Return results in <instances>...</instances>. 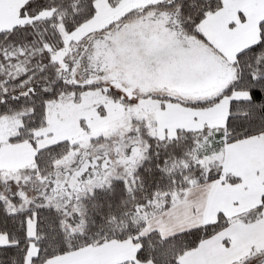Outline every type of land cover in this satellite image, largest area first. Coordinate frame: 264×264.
I'll return each mask as SVG.
<instances>
[{
    "label": "snow or ice",
    "instance_id": "1",
    "mask_svg": "<svg viewBox=\"0 0 264 264\" xmlns=\"http://www.w3.org/2000/svg\"><path fill=\"white\" fill-rule=\"evenodd\" d=\"M0 264H264V0H0Z\"/></svg>",
    "mask_w": 264,
    "mask_h": 264
}]
</instances>
